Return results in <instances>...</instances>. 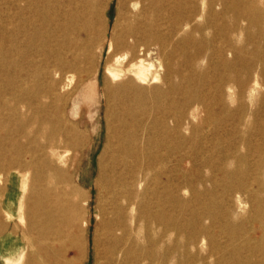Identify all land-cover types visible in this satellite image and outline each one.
Listing matches in <instances>:
<instances>
[{
    "label": "rangeland",
    "instance_id": "rangeland-1",
    "mask_svg": "<svg viewBox=\"0 0 264 264\" xmlns=\"http://www.w3.org/2000/svg\"><path fill=\"white\" fill-rule=\"evenodd\" d=\"M42 1L0 0V264H104L98 196L115 125L105 81L119 0L96 14L101 53L87 33L52 31ZM218 1L173 0L179 14L199 15L171 32L167 59L160 65L154 52L153 73L139 82L137 136L158 155L156 172L137 169L129 189L127 247L138 264H264V20L241 21L252 42L236 30L235 0ZM76 35L78 64L92 72L47 99L48 72ZM238 51H253L260 65ZM63 115L68 151L30 169L28 148L36 141L48 151Z\"/></svg>",
    "mask_w": 264,
    "mask_h": 264
},
{
    "label": "bare ground",
    "instance_id": "bare-ground-1",
    "mask_svg": "<svg viewBox=\"0 0 264 264\" xmlns=\"http://www.w3.org/2000/svg\"><path fill=\"white\" fill-rule=\"evenodd\" d=\"M108 2L109 0L42 1L48 9V22L55 26L52 31L57 32L65 28L72 29L78 35L87 33L92 47L97 46L100 53L102 50L101 39L95 40L92 30L96 14ZM118 2L120 11L118 20L121 21L122 28L120 37L112 39L108 49L106 63L109 78L107 77L105 81V91L112 104V117L115 125L105 146L106 163L100 175L98 204L104 264H138L137 260L139 259L134 260L127 247L125 215L130 197L129 189L137 169L156 172L158 155V153L153 155L149 147V152L146 151L148 148H142L137 136L140 125L137 115L144 104L137 93L140 90L139 82L146 81L153 73L154 64L151 59H153L154 52L161 59L160 65L167 59L166 49L173 38L171 32L183 30V27L188 26L199 14L195 10H188L187 13L184 11V16L179 14L178 7L180 8L182 5L174 3L173 0H119ZM217 3L223 8L225 7V0H219ZM260 4H262V0H235V3L228 7V10L237 19L236 30L245 34L252 42H254V35L249 30V26H244L241 21L252 24L258 18L264 20V7ZM102 23L105 27V22ZM257 31L264 39V25ZM105 36H107L106 33ZM76 38L77 35L69 41L72 44L68 43L66 47H61V50L65 51V59L58 60L54 64V69L48 72L50 81L44 89L47 99L60 100L69 94L67 81L71 80L74 75H81L82 81L92 72L88 68H81L78 64V49L73 45ZM51 54V49L46 51V55L50 56ZM253 54V51H247L244 54L238 51L235 53V57L236 59L248 57L252 67L256 68L260 63L256 62L257 59L255 60ZM169 70L168 65L166 74L169 73ZM53 72L57 75L53 76ZM51 107L49 104V108ZM54 111L55 108L53 112L49 113L52 119L56 117ZM54 124H56L55 131L58 139L50 143L48 151L45 152V149L41 148L36 141H33L28 148V167L30 169L35 170L39 162L44 163L48 158H50L49 162L53 161L55 156L61 159L64 156L63 153L68 151H62L63 143L66 142L65 138H71L66 116H59L58 122ZM149 144L151 145V141ZM38 151L42 155H38ZM61 173L64 176V171ZM261 230L264 231L263 226ZM77 234L82 238V227H79ZM24 241L31 248L33 247L29 238ZM170 249L171 247L167 245L162 250L166 253ZM150 255L152 256V253ZM156 264H161V262H156Z\"/></svg>",
    "mask_w": 264,
    "mask_h": 264
}]
</instances>
